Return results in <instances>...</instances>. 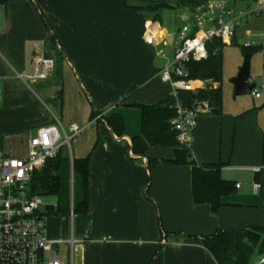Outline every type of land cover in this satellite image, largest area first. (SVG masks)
Wrapping results in <instances>:
<instances>
[{
  "label": "crops",
  "instance_id": "0c3cea01",
  "mask_svg": "<svg viewBox=\"0 0 264 264\" xmlns=\"http://www.w3.org/2000/svg\"><path fill=\"white\" fill-rule=\"evenodd\" d=\"M163 1L170 7L158 22L153 13L137 8L143 6L140 0H0V150L10 157L5 142L22 140L26 156L36 129L55 119L65 130L71 125L84 128L73 138L70 159L58 172L62 197L71 192V208L59 203L47 211L49 238L79 242L75 264H218L195 236L264 226V171L250 169L264 168L263 108L256 114L254 153L219 159L210 136L212 113L199 118L190 149L181 147L190 150L198 164L224 163L223 178L236 184V192L223 199L225 206L217 214L207 204H194L191 166L160 163L150 174L148 158L172 160L174 148L154 146L148 158L131 150L132 138L142 132L139 106L159 104L173 92V86L161 80L151 53L153 46L166 61L173 57L180 21L172 0ZM149 33L155 34L152 46L145 40ZM53 35L59 53L50 50ZM40 51L55 58L54 74L26 86L14 75L32 73ZM95 111L102 113L92 118ZM112 114L124 117L123 137L103 119ZM90 153V212L75 214L84 192L73 160ZM241 166L249 173L247 189L236 177L245 170ZM255 184L260 187L255 189ZM58 208L67 215H59ZM64 244L69 256L70 246Z\"/></svg>",
  "mask_w": 264,
  "mask_h": 264
},
{
  "label": "built area",
  "instance_id": "2783aa9c",
  "mask_svg": "<svg viewBox=\"0 0 264 264\" xmlns=\"http://www.w3.org/2000/svg\"><path fill=\"white\" fill-rule=\"evenodd\" d=\"M178 12L180 25L173 37V57L161 70V80L173 86L177 116L172 126L178 133L180 147L190 149L199 118L212 113L207 100L186 107L178 97L179 90L207 89L203 81L190 79L186 64L208 58V45L218 40L223 46L240 43L245 48L257 46L264 51V0H256L252 6L240 7L233 0H172ZM261 20L262 33L248 26L253 20ZM260 28V27H259ZM258 30V27H257ZM163 39L164 34H159ZM260 39V40H259ZM146 43L152 46L155 34H147ZM41 48L40 44L36 45ZM56 68L53 56L40 51L34 57L32 73H15L14 78L26 86L50 79ZM250 82H254L250 78ZM252 95L264 96V69L261 85L256 84ZM2 89L0 86V103ZM55 123L36 129L28 141L25 157H8L0 150V264H74L77 240L52 239L47 235L48 212L42 194L41 176L50 159L59 154L62 147L71 153V141L84 128L71 125L65 130L58 119ZM260 172L261 168H254ZM240 185H238L239 187ZM255 189L260 187L255 184ZM69 244L70 261L63 260L59 250ZM258 264H264V257Z\"/></svg>",
  "mask_w": 264,
  "mask_h": 264
},
{
  "label": "trees",
  "instance_id": "16d2710c",
  "mask_svg": "<svg viewBox=\"0 0 264 264\" xmlns=\"http://www.w3.org/2000/svg\"><path fill=\"white\" fill-rule=\"evenodd\" d=\"M35 1V0H32ZM148 3V6H139L154 14V21L161 22L162 11L169 8V3L163 0H140ZM235 3L252 6L256 0H233ZM153 4V5H152ZM43 21L50 27L46 18ZM50 50L59 53L56 46V36L51 37ZM222 44L215 40L208 45L209 56L202 61H191L186 64L189 77L193 81L222 82L223 79V54ZM243 47V46H242ZM261 48L254 46L243 47L244 57L252 55ZM178 97L186 107H192L196 102L207 100L212 107V114L221 115L223 111L222 86L218 88L209 87L197 92L179 90ZM176 98L170 95L165 101L155 105H141L142 132L141 135L132 138L131 150L134 155L148 158V151L154 146L175 149V158L152 159L148 158V170L151 174L154 167L160 163L189 165L192 167V195L195 205L207 204L214 214H217L225 206L223 199L236 192V184L223 178L222 168L224 163L198 164L188 149L180 147L178 133L173 129L172 121L177 116L174 109ZM102 111H95L92 118L101 115ZM104 121L113 133L119 137L124 136L125 120L121 114L103 116ZM91 157L92 153L84 158L74 159L73 168L82 179L84 199L74 208L75 214L87 215L90 212V186H91ZM68 150L62 147L54 159H50L41 176L43 191L52 196L60 198L61 179L58 174L63 162L69 160ZM151 179V175L149 176ZM150 188V186H149ZM149 189L147 191L148 194ZM58 208L57 213H62ZM200 240L203 247L214 257L218 264H249L251 257L258 248L264 254V226H253L243 230H218L212 235L195 236Z\"/></svg>",
  "mask_w": 264,
  "mask_h": 264
},
{
  "label": "rangeland",
  "instance_id": "374dc122",
  "mask_svg": "<svg viewBox=\"0 0 264 264\" xmlns=\"http://www.w3.org/2000/svg\"><path fill=\"white\" fill-rule=\"evenodd\" d=\"M142 2L143 7L148 6V3L144 1ZM238 6L247 7L246 4L241 3L238 4ZM248 29L256 33H262V21L256 19L253 20V22H251V24L248 26ZM242 39L244 38L241 36L239 39L240 43L238 45L222 46L223 79L221 86L223 92V115L222 118L215 114L210 117V136L215 139V153L219 159L223 157L225 160L231 159L235 154H245L248 151L254 153L256 151L254 135V128H256V114L258 110H262V108L264 110V107H262L264 106V96L261 100H257L256 98L252 97V95L239 97L234 95V87L231 83V80L235 78L239 72V69L244 63L243 47L241 45ZM263 69L264 51H255L251 58V77L258 85H261L262 83ZM46 104L48 105V103ZM22 142V140H11L9 142H5L4 151L6 154L8 153L7 155L10 157H25V151ZM73 144V141H71V153ZM243 164L244 162L241 161L240 165ZM66 166L69 167V165ZM241 168L245 170H240L238 173H236V177L244 189H247L250 186V183L247 182V176L249 174L246 172L247 166H241ZM255 168H261V171H264V168H262L260 165L255 166ZM250 169L253 170L254 167ZM152 181L153 180L151 177L149 180V185H151ZM69 193L66 198L65 196L62 197V193L60 198L44 193L42 194V198L45 205H59V203H61L64 209H70L71 194L69 195ZM62 214L67 215L66 213H60L59 215ZM67 247L68 246L65 244L61 246L59 255L63 260L70 261V256L67 255ZM263 257L264 254H262L258 248H255L249 264H258Z\"/></svg>",
  "mask_w": 264,
  "mask_h": 264
},
{
  "label": "water",
  "instance_id": "95a60500",
  "mask_svg": "<svg viewBox=\"0 0 264 264\" xmlns=\"http://www.w3.org/2000/svg\"><path fill=\"white\" fill-rule=\"evenodd\" d=\"M151 53L154 56V65L156 68L162 70L166 64V60L158 56L155 47H151ZM251 78V57L246 55L244 57V63L239 69L238 74L231 80V83L235 89V96H249L252 95V91L256 87L255 82H250ZM55 206H46V211L53 212Z\"/></svg>",
  "mask_w": 264,
  "mask_h": 264
}]
</instances>
